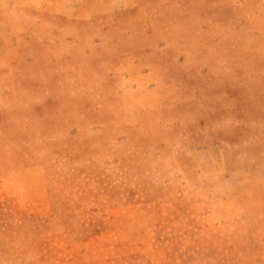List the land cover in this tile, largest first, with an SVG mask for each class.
Masks as SVG:
<instances>
[{"label":"rangeland","instance_id":"obj_1","mask_svg":"<svg viewBox=\"0 0 264 264\" xmlns=\"http://www.w3.org/2000/svg\"><path fill=\"white\" fill-rule=\"evenodd\" d=\"M4 255L264 264V0H0Z\"/></svg>","mask_w":264,"mask_h":264},{"label":"crops","instance_id":"obj_2","mask_svg":"<svg viewBox=\"0 0 264 264\" xmlns=\"http://www.w3.org/2000/svg\"><path fill=\"white\" fill-rule=\"evenodd\" d=\"M8 256V255H7ZM0 258H3V259H0V260H4V258L5 259H8L9 261H10V258H9V256L8 257H6V255H4V256H0ZM9 264H11V263H9Z\"/></svg>","mask_w":264,"mask_h":264}]
</instances>
